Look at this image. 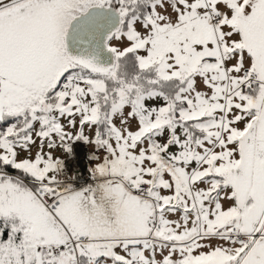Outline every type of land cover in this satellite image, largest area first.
<instances>
[{
  "label": "snow or ice",
  "instance_id": "snow-or-ice-1",
  "mask_svg": "<svg viewBox=\"0 0 264 264\" xmlns=\"http://www.w3.org/2000/svg\"><path fill=\"white\" fill-rule=\"evenodd\" d=\"M0 264H264V0H0Z\"/></svg>",
  "mask_w": 264,
  "mask_h": 264
},
{
  "label": "rangeland",
  "instance_id": "rangeland-1",
  "mask_svg": "<svg viewBox=\"0 0 264 264\" xmlns=\"http://www.w3.org/2000/svg\"><path fill=\"white\" fill-rule=\"evenodd\" d=\"M35 150L36 149L34 148L33 152H35ZM87 150L88 149L84 148L83 146L78 148V151L80 152V159H79V161H71L70 165H71V171L72 172H76L77 170H80V172H84L83 169L86 168V165L88 163V161H87ZM45 151H47V149H45ZM53 154H54V156H57V157L64 155L59 149L54 150ZM78 167H80V169H78Z\"/></svg>",
  "mask_w": 264,
  "mask_h": 264
},
{
  "label": "built area",
  "instance_id": "built-area-1",
  "mask_svg": "<svg viewBox=\"0 0 264 264\" xmlns=\"http://www.w3.org/2000/svg\"><path fill=\"white\" fill-rule=\"evenodd\" d=\"M70 164H71V161L69 162ZM86 167H87V165H86ZM78 169H80V167H78ZM80 171V170H79ZM82 175H84V176H86L87 175V173L86 172H80Z\"/></svg>",
  "mask_w": 264,
  "mask_h": 264
},
{
  "label": "crops",
  "instance_id": "crops-1",
  "mask_svg": "<svg viewBox=\"0 0 264 264\" xmlns=\"http://www.w3.org/2000/svg\"><path fill=\"white\" fill-rule=\"evenodd\" d=\"M88 150H91L90 148Z\"/></svg>",
  "mask_w": 264,
  "mask_h": 264
}]
</instances>
